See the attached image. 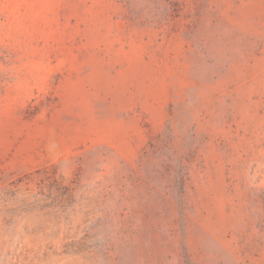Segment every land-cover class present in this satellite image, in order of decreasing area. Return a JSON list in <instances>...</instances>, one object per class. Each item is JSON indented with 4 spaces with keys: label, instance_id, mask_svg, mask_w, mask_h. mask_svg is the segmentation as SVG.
<instances>
[{
    "label": "rangeland",
    "instance_id": "1",
    "mask_svg": "<svg viewBox=\"0 0 264 264\" xmlns=\"http://www.w3.org/2000/svg\"><path fill=\"white\" fill-rule=\"evenodd\" d=\"M0 264H264V0H0Z\"/></svg>",
    "mask_w": 264,
    "mask_h": 264
}]
</instances>
